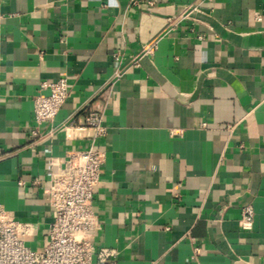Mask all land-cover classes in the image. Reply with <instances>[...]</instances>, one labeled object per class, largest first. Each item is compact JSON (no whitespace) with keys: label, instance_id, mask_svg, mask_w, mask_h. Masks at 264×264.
<instances>
[{"label":"crops","instance_id":"0c3cea01","mask_svg":"<svg viewBox=\"0 0 264 264\" xmlns=\"http://www.w3.org/2000/svg\"><path fill=\"white\" fill-rule=\"evenodd\" d=\"M186 7L197 11L179 20ZM62 78L64 104L31 137L38 86ZM89 108L105 129L94 253L264 264V0H0V206L32 225L22 240L33 251L54 219L49 161L89 148L78 130ZM246 205L249 230L238 224Z\"/></svg>","mask_w":264,"mask_h":264},{"label":"built area","instance_id":"2783aa9c","mask_svg":"<svg viewBox=\"0 0 264 264\" xmlns=\"http://www.w3.org/2000/svg\"><path fill=\"white\" fill-rule=\"evenodd\" d=\"M196 11V7H186L179 15V20H191V15ZM168 22L172 20L168 19ZM156 49L157 42L143 45L140 52L131 59V65L137 67L141 59L152 57ZM113 60L119 62V55L114 54ZM123 74L122 69H117L106 86H112ZM107 93L108 89H103L97 96L104 97ZM67 94L64 78L56 82L40 83L32 99L35 129L31 137L38 136L37 129L42 123L54 120ZM102 117L98 109L85 110L84 125L78 130L91 132L89 148L70 153L62 160L49 161L47 199L53 209L54 219L49 227L47 243L41 252L33 251L22 240L34 235L32 225L16 221L0 206V264H115L114 251L99 248L94 253L92 244L95 216L91 202L104 163V153L96 148L97 140L105 134ZM231 128L228 127L229 130ZM252 222V206L246 205L241 211L238 224L241 229L249 230Z\"/></svg>","mask_w":264,"mask_h":264}]
</instances>
